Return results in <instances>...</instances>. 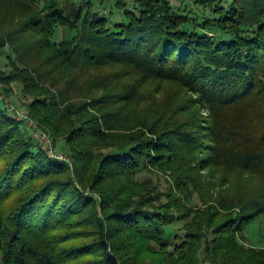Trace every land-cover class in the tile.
I'll return each mask as SVG.
<instances>
[{
  "label": "trees",
  "instance_id": "trees-1",
  "mask_svg": "<svg viewBox=\"0 0 264 264\" xmlns=\"http://www.w3.org/2000/svg\"><path fill=\"white\" fill-rule=\"evenodd\" d=\"M0 85V264H264V0H0Z\"/></svg>",
  "mask_w": 264,
  "mask_h": 264
},
{
  "label": "rangeland",
  "instance_id": "rangeland-1",
  "mask_svg": "<svg viewBox=\"0 0 264 264\" xmlns=\"http://www.w3.org/2000/svg\"><path fill=\"white\" fill-rule=\"evenodd\" d=\"M171 1H172L173 5H175V6H179L180 5V0H171ZM11 87L13 89V93L10 96H8V97L7 96H3L2 97L4 99V101H5V104L11 105L13 107H16L19 110L25 111L27 117L32 122L31 129L35 128V125H36L35 121L31 118L30 114L28 113V110H27L25 104L22 103L19 100L20 98H18L17 86L16 85H12ZM0 90H1V85H0ZM22 111H20V113H22ZM29 124H31V123L30 122H27V123L24 122V126L25 125H29ZM33 134H35V132ZM36 135H39V133H37ZM45 137H46V140H48V145L51 147L52 151L57 153L56 155L61 156V154H62L64 157H66V159H62V160L59 159V160L67 161V162L71 161L68 158L66 152H63V153L60 152L59 146L54 144L53 139H52V137L49 134H46ZM209 171H211V169H208L205 173H208ZM234 175H236V176H234ZM221 176L223 177V173H221V171H219V173L215 177H216L217 180H219L218 178H220ZM228 178H229V181H226V180L223 181L224 187H227V185L230 183L229 186L234 188L237 185V183H238L240 185L244 184L246 186L245 188L247 190H249V189L255 187L258 184V182H259V176L256 173L254 174V173H251V172H248V173H242L241 172V174L239 176H238V174H233L232 176H228ZM216 179H215V181H216Z\"/></svg>",
  "mask_w": 264,
  "mask_h": 264
},
{
  "label": "built area",
  "instance_id": "built-area-1",
  "mask_svg": "<svg viewBox=\"0 0 264 264\" xmlns=\"http://www.w3.org/2000/svg\"><path fill=\"white\" fill-rule=\"evenodd\" d=\"M9 111L11 112V114H13L15 116V118L18 121H24V122H30L31 124H29L28 126H32V122L30 121V119L27 117L26 112L19 110L18 108H15L11 105H8ZM20 111H22V113H20ZM37 133H39V135H36ZM46 134L45 133H41V132H35V134L33 135L34 138H36V140L39 142V144L43 147H45V149L47 150V152L49 153L50 156L55 157L57 159H66V157H64L62 154L61 156L56 155V152H53L51 147L48 145V140H46Z\"/></svg>",
  "mask_w": 264,
  "mask_h": 264
}]
</instances>
